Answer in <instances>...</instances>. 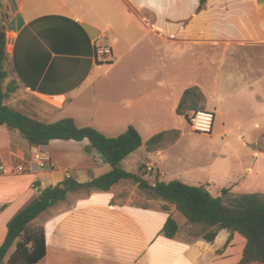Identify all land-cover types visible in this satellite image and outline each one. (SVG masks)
Instances as JSON below:
<instances>
[{
    "label": "crops",
    "instance_id": "crops-1",
    "mask_svg": "<svg viewBox=\"0 0 264 264\" xmlns=\"http://www.w3.org/2000/svg\"><path fill=\"white\" fill-rule=\"evenodd\" d=\"M199 5L200 0H2L5 84L18 86L6 103L46 122L72 117L108 136L134 126L145 143L177 126L185 90L198 86L202 105L211 103L221 128L242 136L259 128L264 123V0H207L200 11ZM96 43L112 46L110 60L96 55ZM212 51L217 52L215 72ZM65 141L80 152L64 170L91 168L79 163L89 152L88 139L35 146L0 124V164L23 165L39 176L43 172L32 160L33 150L51 152L52 144ZM141 150V163H152L160 177V165L148 156L159 161L166 147L149 152L144 144ZM50 156L49 166L58 170L60 159ZM14 187L0 189V244L8 221L45 188L42 183L35 190ZM113 189L70 193L64 201L70 207L60 203L43 212L37 225L45 228L46 255L35 264H239L246 245L240 233L221 229L213 241L203 234L186 238L175 205L165 210L120 202ZM170 215L180 226L173 238L162 233Z\"/></svg>",
    "mask_w": 264,
    "mask_h": 264
},
{
    "label": "trees",
    "instance_id": "trees-1",
    "mask_svg": "<svg viewBox=\"0 0 264 264\" xmlns=\"http://www.w3.org/2000/svg\"><path fill=\"white\" fill-rule=\"evenodd\" d=\"M207 0H200L198 10H202ZM2 0H0V7ZM7 29L0 19V124L11 130H18L32 145H48L54 139L82 141L88 139L89 152L103 156L111 169L91 180L82 182L67 171L63 180L40 190V193L21 208L8 221L5 240L0 244V264L4 263L12 246L8 264H35L46 255V235L42 225H32L43 212L64 202L70 193L109 191L124 179H131L152 199H161L163 208L175 205L192 225H201L203 237L213 241L221 229L238 232L246 238L243 256L239 264H264V193H234L223 188L221 195L214 196L203 186L191 185L180 179L160 180L150 183L143 177L144 172H131L121 166L122 161L144 144L147 151H154L167 143L174 142L179 130H165L156 133L145 143L140 132L134 127L118 136H108L93 126H79L72 117H64L54 122L34 118L6 103L16 91L17 85L5 84L8 77L6 62ZM203 93L198 86L187 88L177 106V113L186 118L192 110L202 108ZM180 230L178 222L170 215L162 233L173 238Z\"/></svg>",
    "mask_w": 264,
    "mask_h": 264
},
{
    "label": "rangeland",
    "instance_id": "rangeland-1",
    "mask_svg": "<svg viewBox=\"0 0 264 264\" xmlns=\"http://www.w3.org/2000/svg\"><path fill=\"white\" fill-rule=\"evenodd\" d=\"M216 55L217 52L212 51L211 71L213 72L218 67ZM211 106V103L207 107L202 105L201 109L211 110ZM175 118L177 126H173L174 128L171 130H179L180 136L174 141V144L171 142L164 145L166 151L159 161L148 156L151 161L160 165L162 169L160 180L168 182L180 179L191 185L203 186L214 196L221 195L223 188H230L234 193H264V123H261L259 128L252 127L245 130L242 136L241 131L221 128L218 117L215 121L214 132L206 134L196 131L185 116H175ZM50 151L49 155L52 154L61 161L58 170L47 166L39 168V172H43L39 176L34 171H27L28 168L21 174L0 175V177L14 176L1 179L0 189H10V185H14V190H35V185L37 186L39 183L47 187L54 184L55 179L66 174L67 171L73 172L72 174L79 181L85 182L111 169L107 162L101 161L100 158L96 160L91 152H86L85 162L79 163H90L92 164L91 168L81 169L77 172L70 169L64 170V167L73 163L72 158L75 154L80 152L74 148L72 141H65L61 145L54 143L51 145ZM143 156L145 157V153L139 148L129 154L122 161L121 166L131 172H144L143 177L150 183H155L157 176L153 170H149L152 163L148 166L141 163ZM8 180H12L14 184ZM113 188L120 202L128 201L142 207H161L163 205L161 199L150 198L147 191L140 188L131 179H124ZM61 204L64 209L72 205L71 202H61ZM42 219L43 215L33 221L32 225L39 224ZM175 219L183 225L181 235L186 238H193L204 233L201 225L189 224L180 211L175 214ZM5 264H7L6 261Z\"/></svg>",
    "mask_w": 264,
    "mask_h": 264
},
{
    "label": "built area",
    "instance_id": "built-area-1",
    "mask_svg": "<svg viewBox=\"0 0 264 264\" xmlns=\"http://www.w3.org/2000/svg\"><path fill=\"white\" fill-rule=\"evenodd\" d=\"M95 49L96 55L104 61L110 60L113 56V49L109 44L96 43ZM187 119L196 131L211 134L214 128L216 114L213 110H192L188 113ZM32 160L39 168H45L50 165L51 156L48 151H45L43 148H38L33 150ZM26 170L27 168L23 165L7 166L5 164H0L1 173H21ZM149 170H153V167L150 166Z\"/></svg>",
    "mask_w": 264,
    "mask_h": 264
},
{
    "label": "water",
    "instance_id": "water-1",
    "mask_svg": "<svg viewBox=\"0 0 264 264\" xmlns=\"http://www.w3.org/2000/svg\"><path fill=\"white\" fill-rule=\"evenodd\" d=\"M101 158H102V160H104V159H105L103 156H102Z\"/></svg>",
    "mask_w": 264,
    "mask_h": 264
}]
</instances>
